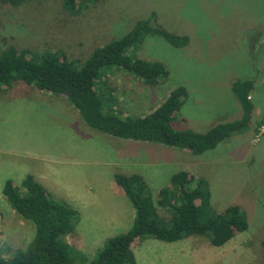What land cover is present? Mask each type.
<instances>
[{"label":"rangeland","instance_id":"374dc122","mask_svg":"<svg viewBox=\"0 0 264 264\" xmlns=\"http://www.w3.org/2000/svg\"><path fill=\"white\" fill-rule=\"evenodd\" d=\"M147 19L188 41L176 48L152 33L136 46L135 58L167 70L154 87L121 69L101 72L105 77L98 88L114 94L122 117L146 115L181 88L184 102L172 127L204 133L240 117L231 84L253 79L247 129L194 155L99 133L66 98L15 82L0 92V248L25 246L35 234L29 223L32 236L24 244L27 226L1 192L6 180L19 185L31 175L52 198L76 210L78 219L66 241L90 260L105 241L132 225L133 208L115 174L141 176L155 201L172 175L186 172L206 180L215 212L239 207L246 231L220 247L197 235L174 243L136 240V264H264V0H99L79 15L67 13L62 0L0 4V51L60 50L68 59L84 61L95 48ZM43 175L48 181L40 180ZM157 212L169 217L161 208Z\"/></svg>","mask_w":264,"mask_h":264},{"label":"trees","instance_id":"16d2710c","mask_svg":"<svg viewBox=\"0 0 264 264\" xmlns=\"http://www.w3.org/2000/svg\"><path fill=\"white\" fill-rule=\"evenodd\" d=\"M24 0H0L2 5L17 6ZM99 0H62L63 9L71 15L81 14L89 4ZM156 33L173 47H183L187 38L152 26L150 19L136 22L119 39L95 48L84 61L68 59L60 50L0 51V92L15 82L34 86L44 93L64 97L91 129L122 140L161 144L183 152L201 155L214 149L232 135L242 133L253 117L250 92L253 79L235 80L231 91L241 109L240 117L219 123L204 133L176 130L172 127L176 113L184 102V90L171 92L158 106L141 117H122L117 99L107 89H99L106 69L117 68L156 86L167 77L166 68L155 62L135 58L134 51L146 36ZM114 181L133 208L131 227L104 242L88 260L67 243L77 221V212L65 201L52 198L31 175L19 185L6 180L2 195L10 208L24 221L27 235L17 248H0V264H136L132 245L147 238L174 243L188 236L208 238L214 247L229 242L234 233L247 229V220L237 206L215 212L210 204L211 192L202 178L179 172L171 176L169 186L161 188L154 201L144 179L136 174L114 175ZM161 208L168 218L161 217ZM1 218V214H0ZM30 223V224H29ZM264 255V240L260 243Z\"/></svg>","mask_w":264,"mask_h":264},{"label":"crops","instance_id":"0c3cea01","mask_svg":"<svg viewBox=\"0 0 264 264\" xmlns=\"http://www.w3.org/2000/svg\"><path fill=\"white\" fill-rule=\"evenodd\" d=\"M181 152H183V151H181ZM40 180L43 182V181H48L47 180V178L43 175V176H41V178H40ZM72 193V192H71ZM79 200H80V202H81V204H85V201L83 200V199H77V200H75V201H78V203H79ZM78 219V218H77ZM115 221L113 220V221H111V224H113ZM85 241V240H84ZM133 246V245H132ZM133 250V249H132Z\"/></svg>","mask_w":264,"mask_h":264}]
</instances>
